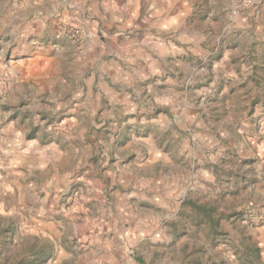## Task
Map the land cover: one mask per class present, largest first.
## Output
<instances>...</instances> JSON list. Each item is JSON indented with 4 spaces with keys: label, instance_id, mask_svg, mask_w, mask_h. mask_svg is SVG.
<instances>
[{
    "label": "rangeland",
    "instance_id": "1",
    "mask_svg": "<svg viewBox=\"0 0 264 264\" xmlns=\"http://www.w3.org/2000/svg\"><path fill=\"white\" fill-rule=\"evenodd\" d=\"M255 76L264 0H0V264H264Z\"/></svg>",
    "mask_w": 264,
    "mask_h": 264
},
{
    "label": "trees",
    "instance_id": "2",
    "mask_svg": "<svg viewBox=\"0 0 264 264\" xmlns=\"http://www.w3.org/2000/svg\"><path fill=\"white\" fill-rule=\"evenodd\" d=\"M250 80L252 81V83H254L255 86L248 85L249 81H246L241 85V87L246 89V99H249L251 105L254 107L257 103L261 102L262 97H264V79L255 76ZM187 204L195 209L196 217H200L207 225H209L213 230L217 232H221L220 228L222 221L225 219H230L232 217L231 215L225 217V214H217V210L212 205L198 204L193 201H189ZM252 249L253 251L250 253L254 254L258 258L260 254L259 247L253 246Z\"/></svg>",
    "mask_w": 264,
    "mask_h": 264
},
{
    "label": "crops",
    "instance_id": "3",
    "mask_svg": "<svg viewBox=\"0 0 264 264\" xmlns=\"http://www.w3.org/2000/svg\"><path fill=\"white\" fill-rule=\"evenodd\" d=\"M93 47H94V49H95V48H99V47H97V45H95V44L93 45ZM93 47H92V49H93ZM107 72H109L111 78H109L110 76H109V74H107ZM100 76L103 77V78H108V79H109L108 82L105 80L106 83H111V84L114 83V79H113L114 76H115L114 71H107V70H104V72L102 71V73H100ZM112 77H113V78H112ZM118 77H119V76H118Z\"/></svg>",
    "mask_w": 264,
    "mask_h": 264
}]
</instances>
